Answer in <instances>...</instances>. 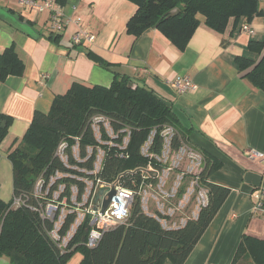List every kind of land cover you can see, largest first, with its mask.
<instances>
[{"label":"crops","instance_id":"obj_1","mask_svg":"<svg viewBox=\"0 0 264 264\" xmlns=\"http://www.w3.org/2000/svg\"><path fill=\"white\" fill-rule=\"evenodd\" d=\"M136 11L129 0H68L65 16L80 19V27L96 36L93 44L75 47V24L53 34L50 11L28 10L21 0H0V54L13 46L25 64L22 77L0 82V115L14 120L0 147V200L14 198L8 155L36 112L47 114L54 98L74 83L110 88L117 78L127 77L133 87H148L172 105L190 131L191 144L222 164L209 181L231 190L186 264H233L245 237L264 242V207H254L257 194H264V161L248 158L251 149L264 154V93L236 64L240 56L259 60L248 46L264 41V16L252 22L231 19L222 35L208 29L201 16V26L181 52L156 29L138 39L127 34ZM246 24L254 35L243 32ZM52 35L60 38L51 41ZM180 77L191 79L197 91L174 90L170 82ZM81 261L77 254L69 264ZM0 264L10 261L2 258ZM236 264L255 263L246 255Z\"/></svg>","mask_w":264,"mask_h":264},{"label":"trees","instance_id":"obj_2","mask_svg":"<svg viewBox=\"0 0 264 264\" xmlns=\"http://www.w3.org/2000/svg\"><path fill=\"white\" fill-rule=\"evenodd\" d=\"M54 1L61 8L68 2ZM129 1L136 5L137 11L128 21L127 34L138 39L147 31L156 29L181 52L187 49L201 26V16L208 29L221 35L225 34L231 19L252 22L256 17L264 16V0ZM59 38L60 35H52L50 40ZM248 47L250 52L259 56V60L240 56L236 64L243 76L264 93V41H251ZM88 56L98 60L91 53ZM24 71V61L13 46L0 54V82L11 76L22 77ZM130 80L117 78L110 88L74 83L64 96L54 98L47 114L36 112L23 139L8 155L13 169L14 197H22L25 204L13 208V201L0 200V259L7 258L10 264H69L75 255L80 254L82 261L79 264H186L225 205L231 190L209 181L222 164L191 144L190 131L183 127L172 105L148 87H133ZM94 115H105L115 128L124 126L131 131L130 157L119 160L112 151V157L106 159L105 178L145 168L147 161L141 156L140 148L155 128L173 127L175 148L183 141L200 151L205 157L203 179L209 189L210 201L199 217L188 221L182 229L165 230L145 214L137 202L129 222L106 231L97 247L87 248L89 227L85 223L70 239L66 249H59L49 234L54 224L37 211L41 200L34 197V187L40 178L47 179L57 170L67 171L56 157L57 148L65 138L83 136L89 140L91 135L87 128ZM13 123L12 117L0 115V147ZM156 140L159 145V132ZM127 182V186H131ZM72 221L73 216H68L62 233ZM246 255L255 264H264V242L245 237L233 264Z\"/></svg>","mask_w":264,"mask_h":264},{"label":"built area","instance_id":"obj_3","mask_svg":"<svg viewBox=\"0 0 264 264\" xmlns=\"http://www.w3.org/2000/svg\"><path fill=\"white\" fill-rule=\"evenodd\" d=\"M21 3L28 10L50 11V32L53 34H60L69 24H75L78 28L71 37L73 46L95 42L96 36L80 27V19L66 17L63 8L54 0H21ZM242 30L249 35L255 34L254 28L247 24ZM170 86L179 94L198 89L188 77L177 78L170 82ZM88 131L91 135L89 140L78 136L65 138L59 144L56 157L67 171L57 170L47 179L40 178L34 187V197L41 200L36 210L54 224L49 234L59 249H66L70 239L85 223L89 227L85 244L88 249L97 247L106 231L129 222L137 202L142 211L165 230L186 227L188 221L197 219L209 205L210 193L203 179L205 157L183 141L175 148L173 127L155 128L141 145L140 154L147 161L145 168L109 178L104 177L106 159L112 157V151L119 160L130 157L131 131L124 126L115 128L105 115L91 117ZM157 131L161 139L159 145ZM248 158L264 161V154L251 149ZM127 180L131 186H127ZM112 192L115 195L103 213L104 204ZM255 200V211H258L264 207V194L258 193ZM12 201L13 208L25 204L22 197H14ZM68 216H73V221L62 233Z\"/></svg>","mask_w":264,"mask_h":264},{"label":"water","instance_id":"obj_4","mask_svg":"<svg viewBox=\"0 0 264 264\" xmlns=\"http://www.w3.org/2000/svg\"><path fill=\"white\" fill-rule=\"evenodd\" d=\"M114 195H115V193L112 192V193L110 194V198H109L108 200H106V202H105V204H104V207H103V213L106 211L108 205L110 204L111 198H112Z\"/></svg>","mask_w":264,"mask_h":264}]
</instances>
